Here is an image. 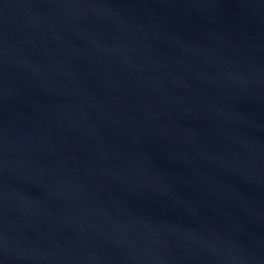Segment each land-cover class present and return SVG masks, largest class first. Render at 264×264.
I'll return each mask as SVG.
<instances>
[{"label": "water", "instance_id": "water-1", "mask_svg": "<svg viewBox=\"0 0 264 264\" xmlns=\"http://www.w3.org/2000/svg\"><path fill=\"white\" fill-rule=\"evenodd\" d=\"M0 264H264V0H0Z\"/></svg>", "mask_w": 264, "mask_h": 264}]
</instances>
